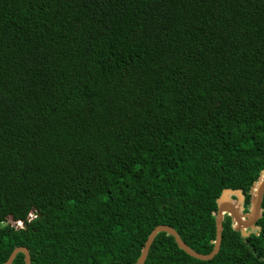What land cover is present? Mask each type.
I'll list each match as a JSON object with an SVG mask.
<instances>
[{
    "label": "trees",
    "instance_id": "obj_1",
    "mask_svg": "<svg viewBox=\"0 0 264 264\" xmlns=\"http://www.w3.org/2000/svg\"><path fill=\"white\" fill-rule=\"evenodd\" d=\"M261 171L264 0H0V264H132L157 225L205 255ZM260 208L143 264H264Z\"/></svg>",
    "mask_w": 264,
    "mask_h": 264
},
{
    "label": "water",
    "instance_id": "obj_2",
    "mask_svg": "<svg viewBox=\"0 0 264 264\" xmlns=\"http://www.w3.org/2000/svg\"><path fill=\"white\" fill-rule=\"evenodd\" d=\"M263 191L264 171H261L258 174L256 180L249 187V201L248 205L245 208L243 206L244 197L240 190H221L219 196L215 200L216 209L212 214L214 218V239L211 242L212 248L209 253L202 255L193 251L181 241L178 234L173 228L167 225H157L147 235L137 259L132 264L144 263L148 249L154 237L158 233H165L166 235L170 236L173 239L176 247L187 256L199 261L211 260L217 254L219 249L221 241L222 222L225 216L230 219L232 230L238 232L239 235L243 238L247 237L250 233L256 234V231H259V227H257L255 224L261 217V213L263 212V210L260 208ZM17 254L22 255L23 264H30L28 251L24 247H15L14 249H12L6 260L2 264H11Z\"/></svg>",
    "mask_w": 264,
    "mask_h": 264
},
{
    "label": "built area",
    "instance_id": "obj_3",
    "mask_svg": "<svg viewBox=\"0 0 264 264\" xmlns=\"http://www.w3.org/2000/svg\"><path fill=\"white\" fill-rule=\"evenodd\" d=\"M16 225H18V226H19V225H20V223H19V222H16Z\"/></svg>",
    "mask_w": 264,
    "mask_h": 264
},
{
    "label": "rangeland",
    "instance_id": "obj_4",
    "mask_svg": "<svg viewBox=\"0 0 264 264\" xmlns=\"http://www.w3.org/2000/svg\"><path fill=\"white\" fill-rule=\"evenodd\" d=\"M253 232V231H252Z\"/></svg>",
    "mask_w": 264,
    "mask_h": 264
}]
</instances>
